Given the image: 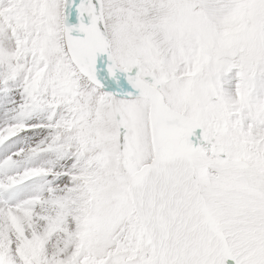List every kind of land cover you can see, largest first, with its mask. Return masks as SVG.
<instances>
[{"label": "snow or ice", "instance_id": "obj_1", "mask_svg": "<svg viewBox=\"0 0 264 264\" xmlns=\"http://www.w3.org/2000/svg\"><path fill=\"white\" fill-rule=\"evenodd\" d=\"M0 264H264V0H0Z\"/></svg>", "mask_w": 264, "mask_h": 264}]
</instances>
